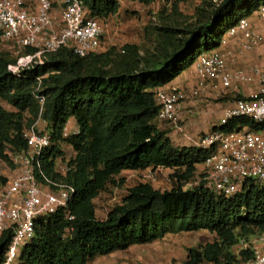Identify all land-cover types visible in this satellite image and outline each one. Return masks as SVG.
Returning <instances> with one entry per match:
<instances>
[{"label":"trees","instance_id":"trees-1","mask_svg":"<svg viewBox=\"0 0 264 264\" xmlns=\"http://www.w3.org/2000/svg\"><path fill=\"white\" fill-rule=\"evenodd\" d=\"M80 1L101 24L121 11L120 0ZM133 1L151 6L158 0ZM162 1L166 5L146 26L141 43L113 45L105 51L102 44L86 57L63 47L47 54L44 64L25 69L21 77L8 69L17 56L0 51V182L6 181L1 167L10 163L8 151L27 148L25 131L40 117L37 93L46 97L41 116L54 140L67 142L76 153L68 177L76 188L69 209L74 218L70 220L64 209L39 219L36 235L25 245L18 264H89L99 256L171 234L202 230L214 241L191 248L186 264H236L250 255L237 252L239 242L264 234V183L248 180L232 197L217 195L203 180L187 187L209 152L177 146L158 121L156 99L158 88L195 68L202 53L221 48L230 29L242 18L258 14L264 0H202L193 14L181 8L188 0ZM35 51L28 48L25 53ZM71 121L79 133L63 139ZM244 128L259 132L264 124L243 118L213 129ZM61 153L56 146L47 151L46 159ZM47 169L52 172V162ZM159 169L173 172L170 189L141 182L106 219L98 218L95 201L109 186L125 182H118L122 173ZM10 240V233L0 237V262Z\"/></svg>","mask_w":264,"mask_h":264},{"label":"built area","instance_id":"built-area-1","mask_svg":"<svg viewBox=\"0 0 264 264\" xmlns=\"http://www.w3.org/2000/svg\"><path fill=\"white\" fill-rule=\"evenodd\" d=\"M55 5L61 8L59 14ZM258 16L264 27V5L260 7ZM249 20L242 18L233 26L228 38L222 40L221 48L202 53L195 64L197 84L191 92L175 84L156 90L160 105L158 121L173 129V134L184 133L185 121L195 114L188 108V103L208 95L211 85L219 95L229 94L233 89L243 94L225 109L218 126L243 118L264 124V66L256 65L250 71H230L227 68L230 37L243 35L242 50L253 51L261 43L259 31L250 26ZM104 32L100 20L89 16L80 0H0V41L13 45V53L18 60L8 69L17 77H21L25 69L44 64L47 54L63 47L71 48L80 57L97 52L102 46ZM28 48L36 51L25 53ZM248 86L257 88L246 94L244 88ZM36 99L42 114L46 97L37 93ZM41 114L25 131L27 148L20 152L8 151V173L3 175L6 181L0 182V237L10 233L11 240L0 264H18L25 245L36 235L39 219H47L64 209L68 211L66 215L70 220L74 218L69 209L76 188L68 177L74 170L72 160L76 153H64L63 144L68 143H56ZM43 124L46 128L41 129ZM66 130L67 127L63 131V139L79 133V128L71 134ZM196 144V147L209 152L203 164L206 174L187 187L203 180L217 195L232 197L243 191L248 180L264 183V130L257 132L244 128L225 132L212 129ZM56 146L62 153L46 159L47 151ZM50 162L53 169L49 173L47 167ZM237 252L250 255L236 264H264V235L242 239Z\"/></svg>","mask_w":264,"mask_h":264},{"label":"rangeland","instance_id":"rangeland-1","mask_svg":"<svg viewBox=\"0 0 264 264\" xmlns=\"http://www.w3.org/2000/svg\"><path fill=\"white\" fill-rule=\"evenodd\" d=\"M201 2L202 0H188V2L181 4V8L185 13L193 14L195 8L200 5ZM121 3V11L118 17H112L102 21L105 32L101 51H105L113 45L121 46L128 42L141 43L144 39L146 26L151 21H154V17H156L159 11L166 5L162 0L156 1L151 6H146L139 1L133 0H122ZM55 8L59 14L61 8L58 5H55ZM249 19L250 26L259 31L261 43L253 51L242 50L241 43L243 35L240 34L238 37H230V56L227 65L230 71H236L238 69L250 71L256 65L264 66V59L259 63H254L251 60V64L247 63V66L242 65L244 64L242 61H244L245 58L250 56V59H252L255 52L259 48L264 47V27L260 17L258 14H255ZM0 51L13 53V45L8 42L0 41ZM262 55L264 56V54ZM240 95L241 94L235 89L226 95H219L217 91L208 96L204 95L199 98V100H202L205 106L198 109L200 110V114L202 109L207 111L202 115L203 121L198 118L189 124V120L187 119L185 121L184 133L173 134V129L167 125H163L162 129L169 131L170 137L177 146H196L198 139L212 131L214 125L221 119L220 117H222L225 109ZM2 105L8 110H12L11 106L8 104L3 102ZM218 117L219 119H216ZM72 123L67 125L68 130H66L68 133L70 132V134L79 128H75L76 126ZM44 128H46L45 124L41 126V129ZM63 149L66 155H72L74 153L73 147L69 144H63ZM7 167L6 163L2 164L1 168L3 175L8 173ZM172 173V171L164 169L140 172L127 171L122 173L117 179L120 183L122 181L125 182L119 186H109L95 201L98 218L106 219L111 209L122 202L123 198L128 194V190L141 182L151 183L155 188L160 190L170 189L173 184L171 180ZM205 174L206 171L204 167L199 166L196 179L193 182L202 179ZM213 241V235L204 230L175 235L171 234L162 240L154 241L149 244L136 245L127 250L117 251L107 256H99L93 259L89 264H186L187 260H189L191 248H197Z\"/></svg>","mask_w":264,"mask_h":264},{"label":"crops","instance_id":"crops-1","mask_svg":"<svg viewBox=\"0 0 264 264\" xmlns=\"http://www.w3.org/2000/svg\"><path fill=\"white\" fill-rule=\"evenodd\" d=\"M122 2V0H120ZM122 5V3H121ZM120 14H118L119 16ZM118 16H115V17H118ZM103 44V43H102ZM230 47H228V50ZM264 54V47L262 48H259L256 52H255V55L253 56L252 59H250V56L248 58H245L244 61H242L244 64V66H247V63L248 64H251V62L253 61L254 63H259L261 62L263 59H264V56L262 55ZM252 60V61H251ZM240 64V63H239ZM179 85L181 86L182 88L186 89V91L188 92H191V90L196 86L197 84V75H196V72H195V68L192 67L190 70L186 71L185 73H183L180 77H178L174 82H172L171 84L169 85ZM257 87L256 86H248V87H245L244 88V91L246 94L252 92L253 90H255ZM213 92H215V89L213 88V86L211 85L210 86V89H209V92H208V95H211ZM207 95V96H208ZM205 106V103L202 102V100H199V99H195V100H191L189 103H188V108L192 109L194 111V115L192 116H189L188 117V120H189V124H191V122L195 119H202V115L204 113H206L207 111H204V109H202L201 111V114H200V110H198L200 107H204ZM200 108V109H201ZM204 111V112H203ZM200 114V115H199ZM209 116V115H208ZM221 118V117H220ZM216 119H219L216 118ZM220 120V119H219ZM197 121V120H196ZM203 121V119H202ZM73 122V123H72ZM70 123L74 124V126H76L75 128H78V125L74 122V121H71ZM219 123V122H218ZM216 123V125L218 124ZM215 126V125H214Z\"/></svg>","mask_w":264,"mask_h":264},{"label":"clouds","instance_id":"clouds-1","mask_svg":"<svg viewBox=\"0 0 264 264\" xmlns=\"http://www.w3.org/2000/svg\"><path fill=\"white\" fill-rule=\"evenodd\" d=\"M264 235V234H263Z\"/></svg>","mask_w":264,"mask_h":264}]
</instances>
